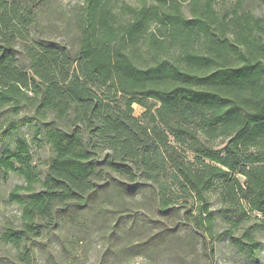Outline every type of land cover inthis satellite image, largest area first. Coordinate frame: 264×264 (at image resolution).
<instances>
[{
	"label": "trees",
	"instance_id": "16d2710c",
	"mask_svg": "<svg viewBox=\"0 0 264 264\" xmlns=\"http://www.w3.org/2000/svg\"><path fill=\"white\" fill-rule=\"evenodd\" d=\"M216 1L84 0L73 37L57 41L38 33L32 3L0 0V119L11 117L12 139L0 175L24 180L8 196L19 218L0 229L12 264H35L37 248L47 264L65 259L72 248L61 233L91 228L103 202L117 204L111 229L98 222L111 262L181 241L175 260L188 264L225 239L240 252L257 250L264 0H234L222 11ZM145 99L158 105L137 117L133 105ZM26 111L24 124L35 123L52 150L44 172L15 123ZM138 194L157 216L140 233L122 205Z\"/></svg>",
	"mask_w": 264,
	"mask_h": 264
},
{
	"label": "rangeland",
	"instance_id": "374dc122",
	"mask_svg": "<svg viewBox=\"0 0 264 264\" xmlns=\"http://www.w3.org/2000/svg\"><path fill=\"white\" fill-rule=\"evenodd\" d=\"M32 3L39 15L38 33L43 37L55 39L57 41H70L75 31L74 26L76 23L75 15H80L83 11L84 0H22ZM126 2L141 6L144 3L150 2V0H126ZM234 0H217L216 8L218 11L230 8ZM187 10V7L185 8ZM145 106L141 104H134V114L140 117L148 107H156L158 102L152 99L144 100ZM30 112H22L19 116L14 117L15 123L20 125V132L27 138L31 145V151L34 155V161L39 169L44 172L46 170L49 159L52 155L51 147L43 139L42 134L38 131V127L35 123L24 124L25 119H28ZM0 119V154L8 147H12V139L5 135V130L11 129L9 122L11 117L7 120ZM2 121H4L2 123ZM223 145L217 142L216 147L220 148ZM243 179V178H241ZM22 177L11 173L8 177L0 175V229L5 222H16L19 218L20 211L16 204L8 201V196L11 189L19 183H23ZM145 194L150 196L152 194V188L143 187ZM142 194H138L136 201H126L124 206L129 209L126 214V223L134 227V231L140 233V231H146L147 226L150 225L152 218L156 216V209L154 203L147 205L151 199L149 197L148 203L142 202L140 199ZM117 209V204L110 202L101 203L97 211H95L96 224L93 226H83L81 223H77L73 226V229L67 232L61 233V237L68 240L71 252L65 259L50 260V264H95L103 258L109 261V264H188L187 261L175 260L176 250L179 249V245H182V241L177 246L167 245L156 254H152L147 257L142 256H127V258L120 262H111L112 259H108L107 254L110 252V243L108 238L98 231V222L104 223L106 228L111 229L112 213ZM169 224V221H167ZM166 225V223H165ZM167 227V226H166ZM140 237L131 236L126 238L127 243L134 238ZM125 238L121 241L123 244ZM259 247L253 254L240 252L238 248L233 246L228 239L217 242L214 245V251L210 250V245L206 249H199L200 257H197L194 264H264V237L259 236ZM184 242V241H183ZM45 243V242H43ZM60 248V245L58 246ZM188 251V250H186ZM37 256L35 264H47L44 253H39L37 248ZM13 258L11 250L6 247L0 241V264H12ZM190 264V263H189Z\"/></svg>",
	"mask_w": 264,
	"mask_h": 264
}]
</instances>
